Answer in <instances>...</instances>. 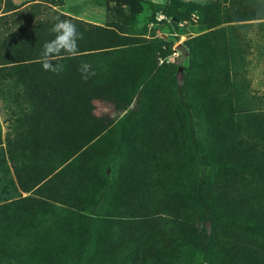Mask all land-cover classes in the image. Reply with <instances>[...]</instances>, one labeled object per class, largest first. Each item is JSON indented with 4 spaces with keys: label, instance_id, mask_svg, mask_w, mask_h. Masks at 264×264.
<instances>
[{
    "label": "trees",
    "instance_id": "trees-1",
    "mask_svg": "<svg viewBox=\"0 0 264 264\" xmlns=\"http://www.w3.org/2000/svg\"><path fill=\"white\" fill-rule=\"evenodd\" d=\"M2 2L0 264H264V107L234 23L263 20L264 0L198 7L181 86L171 42L70 17L62 0ZM57 17L83 33L53 58L59 74L38 62Z\"/></svg>",
    "mask_w": 264,
    "mask_h": 264
},
{
    "label": "rangeland",
    "instance_id": "rangeland-1",
    "mask_svg": "<svg viewBox=\"0 0 264 264\" xmlns=\"http://www.w3.org/2000/svg\"><path fill=\"white\" fill-rule=\"evenodd\" d=\"M27 1L31 0H11L15 5ZM210 1L140 0V11L132 17L128 16V6L117 4L115 0H62V5H56L53 8L70 17L89 23L120 26L123 31L131 35L139 34L148 40H159L163 44L171 42L170 50L172 52L166 57V60L176 64V82L181 86L183 69L188 63L184 40L205 31L199 22L201 16L198 13V7ZM2 7L3 2L0 0V14ZM194 7L196 9L191 11ZM187 12H189L188 16L186 15ZM173 16H180L182 19L175 20ZM263 20L234 22L235 24H246L240 29L246 46L244 54L245 76L248 79L246 91L250 100L253 99L258 107H264V26H258L256 23ZM95 107L97 111L116 114L108 104L96 102ZM121 114L119 113L118 117ZM7 118H10L7 103L0 97V130L2 135L7 132L11 124ZM195 129H198L197 125ZM5 156L4 144L2 143L0 146L1 180H4L6 176L3 171V158Z\"/></svg>",
    "mask_w": 264,
    "mask_h": 264
},
{
    "label": "clouds",
    "instance_id": "clouds-1",
    "mask_svg": "<svg viewBox=\"0 0 264 264\" xmlns=\"http://www.w3.org/2000/svg\"><path fill=\"white\" fill-rule=\"evenodd\" d=\"M55 20L56 22L51 28L54 37L44 43L38 62L42 64L44 70L59 74L64 70V66L53 64V58H63L62 54L75 56L78 53L77 41L83 39V33L79 32L70 20H60L58 17ZM78 71L81 72L84 80L95 75L91 64L88 62H82Z\"/></svg>",
    "mask_w": 264,
    "mask_h": 264
},
{
    "label": "crops",
    "instance_id": "crops-1",
    "mask_svg": "<svg viewBox=\"0 0 264 264\" xmlns=\"http://www.w3.org/2000/svg\"><path fill=\"white\" fill-rule=\"evenodd\" d=\"M23 194V193H22Z\"/></svg>",
    "mask_w": 264,
    "mask_h": 264
}]
</instances>
